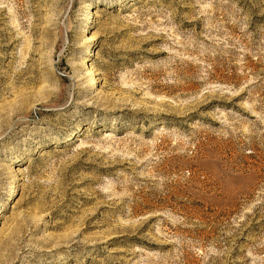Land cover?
Returning a JSON list of instances; mask_svg holds the SVG:
<instances>
[{"label": "rangeland", "instance_id": "rangeland-1", "mask_svg": "<svg viewBox=\"0 0 264 264\" xmlns=\"http://www.w3.org/2000/svg\"><path fill=\"white\" fill-rule=\"evenodd\" d=\"M0 264H264V0H0Z\"/></svg>", "mask_w": 264, "mask_h": 264}, {"label": "bare ground", "instance_id": "bare-ground-1", "mask_svg": "<svg viewBox=\"0 0 264 264\" xmlns=\"http://www.w3.org/2000/svg\"><path fill=\"white\" fill-rule=\"evenodd\" d=\"M89 39H91V38H89ZM91 54H92V51L89 53V55H91ZM16 179H18V178H16ZM16 190H17V188L15 187L13 193H14Z\"/></svg>", "mask_w": 264, "mask_h": 264}]
</instances>
